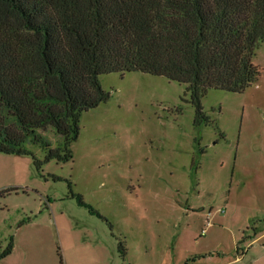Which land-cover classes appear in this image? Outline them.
<instances>
[{
  "label": "rangeland",
  "instance_id": "obj_1",
  "mask_svg": "<svg viewBox=\"0 0 264 264\" xmlns=\"http://www.w3.org/2000/svg\"><path fill=\"white\" fill-rule=\"evenodd\" d=\"M253 63L250 87L201 98L200 125L186 85L107 73L71 159L0 153V264H264V43Z\"/></svg>",
  "mask_w": 264,
  "mask_h": 264
},
{
  "label": "trees",
  "instance_id": "obj_2",
  "mask_svg": "<svg viewBox=\"0 0 264 264\" xmlns=\"http://www.w3.org/2000/svg\"><path fill=\"white\" fill-rule=\"evenodd\" d=\"M262 43L264 0H0V153L30 143L47 161L71 159L82 113L108 99L107 73L184 84L194 125L208 122L201 98L255 83ZM48 128L56 147L39 133Z\"/></svg>",
  "mask_w": 264,
  "mask_h": 264
}]
</instances>
